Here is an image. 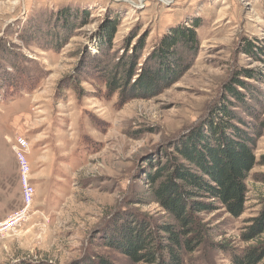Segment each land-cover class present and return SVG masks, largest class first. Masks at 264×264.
Instances as JSON below:
<instances>
[{
  "label": "rangeland",
  "instance_id": "obj_1",
  "mask_svg": "<svg viewBox=\"0 0 264 264\" xmlns=\"http://www.w3.org/2000/svg\"><path fill=\"white\" fill-rule=\"evenodd\" d=\"M61 19L69 30L56 31ZM109 24L116 33L101 51L98 37ZM190 27L194 53L174 56L187 67L175 82L150 95L107 93L102 62L131 55L132 81H146L160 69L147 62L161 38ZM57 41L60 50H49ZM249 45L264 47V0H0V220L22 206L18 139L27 141L35 189L26 220L0 236V264H132L107 246L108 236L130 216L153 228L170 222L149 194L147 175L164 161L160 155L176 156L172 145L225 99L243 117L227 93L237 77L264 105V61L245 52ZM259 121L264 126V113ZM256 142L259 159L264 128ZM262 174L259 164L249 173L237 218L219 207L197 214L205 243L182 253L184 264H233V256L264 243V232L242 238L260 216Z\"/></svg>",
  "mask_w": 264,
  "mask_h": 264
},
{
  "label": "trees",
  "instance_id": "obj_2",
  "mask_svg": "<svg viewBox=\"0 0 264 264\" xmlns=\"http://www.w3.org/2000/svg\"><path fill=\"white\" fill-rule=\"evenodd\" d=\"M69 26L62 20V25L59 24L56 31L69 30ZM193 30L191 27L173 29L168 36L161 38L155 49L160 56L156 59L154 51L147 62L160 69L156 73L148 71L146 81L141 78L132 81L135 60L131 55L110 65L102 62L105 65L102 67V79L107 93L120 92L124 98L136 92L150 95L156 87L175 82L187 67L181 68V62L174 56L178 55V51L190 56L194 53ZM100 32V50L108 51L110 38L116 33L115 27L109 24L103 26ZM55 44L49 50L59 51L60 43L57 41ZM245 52L252 55L260 53V60L264 61V47L254 50L249 45ZM170 57H173L172 65L167 63ZM243 76L255 80L259 78L254 73ZM237 79L233 80L232 87L227 88V93L243 110V117L237 112L233 113L230 109L232 105H227L225 99L210 120H201L188 132L184 142L172 145L176 156L161 154L160 158L163 157L164 161L156 160L158 163L152 168V174L147 175L152 185L150 197L164 210L170 222L153 228L149 221H143L140 216H130V220L122 221L108 236L110 242L107 246L125 256L132 264H184L183 254L193 252L205 243L206 225L197 214L214 211L215 207L224 209L234 218L243 213L249 173L256 164L264 166V154L257 159L254 153L256 141L264 128L259 121L264 113V105L262 97H254L255 90L250 85ZM254 119L256 125L252 124ZM261 207L260 216L253 219V226L242 234L244 241H254L264 232V200ZM263 259L264 243L256 242L237 257L233 256L232 262L260 264ZM96 261L91 264H111L104 258H97Z\"/></svg>",
  "mask_w": 264,
  "mask_h": 264
},
{
  "label": "built area",
  "instance_id": "obj_3",
  "mask_svg": "<svg viewBox=\"0 0 264 264\" xmlns=\"http://www.w3.org/2000/svg\"><path fill=\"white\" fill-rule=\"evenodd\" d=\"M26 139H18L14 147L19 165V182L21 184L22 206L19 210L10 213L8 218L0 220V236L8 234L15 226L24 222L34 201L35 189L30 181V167L25 159Z\"/></svg>",
  "mask_w": 264,
  "mask_h": 264
},
{
  "label": "bare ground",
  "instance_id": "obj_4",
  "mask_svg": "<svg viewBox=\"0 0 264 264\" xmlns=\"http://www.w3.org/2000/svg\"><path fill=\"white\" fill-rule=\"evenodd\" d=\"M141 2L144 1V0H140Z\"/></svg>",
  "mask_w": 264,
  "mask_h": 264
}]
</instances>
